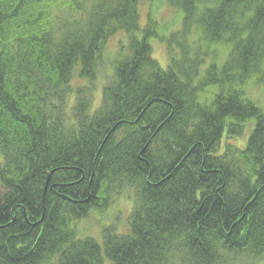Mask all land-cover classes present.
I'll use <instances>...</instances> for the list:
<instances>
[{
  "label": "trees",
  "instance_id": "obj_1",
  "mask_svg": "<svg viewBox=\"0 0 264 264\" xmlns=\"http://www.w3.org/2000/svg\"><path fill=\"white\" fill-rule=\"evenodd\" d=\"M140 1L0 0V264L264 260V109L245 92L264 86V0H169L167 40ZM118 197L127 233L79 239Z\"/></svg>",
  "mask_w": 264,
  "mask_h": 264
},
{
  "label": "rangeland",
  "instance_id": "obj_2",
  "mask_svg": "<svg viewBox=\"0 0 264 264\" xmlns=\"http://www.w3.org/2000/svg\"><path fill=\"white\" fill-rule=\"evenodd\" d=\"M155 13V17L163 27L162 34L167 40L171 37V34L179 32L182 27V21L180 20V14L176 8L172 7V3L169 0H141L140 1V16H141V29L146 26L147 19L150 13ZM194 39L190 37L189 40ZM128 44V37L124 32L117 33L111 38L105 51L103 58L102 72L100 73L99 80L97 82V89L95 92V107L100 105L102 99V89L105 80L112 76L111 62L118 56L120 49L126 47ZM153 58L158 61L163 69H167L170 64V58L166 44L161 40L152 41ZM225 49H221L219 65L225 62L224 54ZM208 63V62H207ZM87 82H82L77 79L74 81V86H86ZM246 95L251 98L254 102H257L264 109V86L257 85L254 81H251L245 87ZM238 146L243 147L241 143H237ZM0 156V162L1 160ZM3 189L0 187V194ZM126 199V197H118L114 202L104 211L91 212L87 219L76 222L73 226L78 232L79 239L92 238L99 243L102 242V234L106 228H115L118 234L127 233L129 230L128 221L134 209V199ZM233 264H264V260H250L246 258H240L236 263Z\"/></svg>",
  "mask_w": 264,
  "mask_h": 264
},
{
  "label": "bare ground",
  "instance_id": "obj_3",
  "mask_svg": "<svg viewBox=\"0 0 264 264\" xmlns=\"http://www.w3.org/2000/svg\"><path fill=\"white\" fill-rule=\"evenodd\" d=\"M77 232V231H76ZM78 233V232H77Z\"/></svg>",
  "mask_w": 264,
  "mask_h": 264
}]
</instances>
